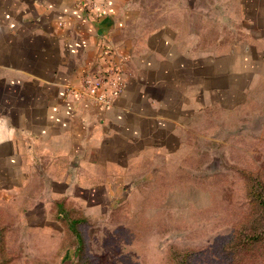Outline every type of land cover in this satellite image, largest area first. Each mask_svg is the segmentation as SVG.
Here are the masks:
<instances>
[{
	"label": "crops",
	"instance_id": "1",
	"mask_svg": "<svg viewBox=\"0 0 264 264\" xmlns=\"http://www.w3.org/2000/svg\"><path fill=\"white\" fill-rule=\"evenodd\" d=\"M106 47L126 83L100 107L71 85ZM263 83L264 0H0V264L72 256L196 115Z\"/></svg>",
	"mask_w": 264,
	"mask_h": 264
},
{
	"label": "rangeland",
	"instance_id": "2",
	"mask_svg": "<svg viewBox=\"0 0 264 264\" xmlns=\"http://www.w3.org/2000/svg\"><path fill=\"white\" fill-rule=\"evenodd\" d=\"M186 139L53 264H264V83L237 111L196 115Z\"/></svg>",
	"mask_w": 264,
	"mask_h": 264
},
{
	"label": "built area",
	"instance_id": "3",
	"mask_svg": "<svg viewBox=\"0 0 264 264\" xmlns=\"http://www.w3.org/2000/svg\"><path fill=\"white\" fill-rule=\"evenodd\" d=\"M102 64L84 71L78 84L71 88L95 102L100 107L110 106L123 90L126 80L123 75L122 59L116 57L114 49L106 47Z\"/></svg>",
	"mask_w": 264,
	"mask_h": 264
},
{
	"label": "trees",
	"instance_id": "4",
	"mask_svg": "<svg viewBox=\"0 0 264 264\" xmlns=\"http://www.w3.org/2000/svg\"><path fill=\"white\" fill-rule=\"evenodd\" d=\"M257 195L259 197V201L262 202L263 199H261L262 197L261 192H258ZM74 233L76 236V246L72 249V258L80 254L84 241L83 235L78 230L74 231Z\"/></svg>",
	"mask_w": 264,
	"mask_h": 264
}]
</instances>
